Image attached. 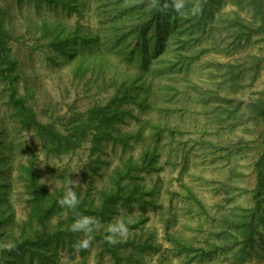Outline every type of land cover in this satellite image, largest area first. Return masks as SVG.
<instances>
[{
	"label": "rangeland",
	"instance_id": "rangeland-1",
	"mask_svg": "<svg viewBox=\"0 0 264 264\" xmlns=\"http://www.w3.org/2000/svg\"><path fill=\"white\" fill-rule=\"evenodd\" d=\"M69 1L0 0L15 62L4 65L13 82L0 74V264H264V0L169 7L158 49L162 0ZM59 31L73 35L66 47ZM15 94L55 140L23 125ZM31 159L57 202L69 189L79 200L43 226L21 177ZM134 181L143 198L115 197ZM82 215L100 225L76 250L83 233L66 230ZM119 222L128 231L109 243ZM58 229L44 256L37 236Z\"/></svg>",
	"mask_w": 264,
	"mask_h": 264
},
{
	"label": "trees",
	"instance_id": "trees-1",
	"mask_svg": "<svg viewBox=\"0 0 264 264\" xmlns=\"http://www.w3.org/2000/svg\"><path fill=\"white\" fill-rule=\"evenodd\" d=\"M48 1H52V0H48ZM60 1L63 2L67 6H69L71 3L69 0H60ZM164 3H165V0H162L161 4L156 7L155 18L153 20V25H152L154 40H155V45H156L155 47L157 49L163 43V33L167 31V28L170 26L169 19L167 17V10L166 11L160 10L163 7ZM169 3H170V0H169ZM1 27L2 26L0 24V58H2L4 62L3 64L0 65V74L2 77L9 79L11 82H13L12 75L7 72V69L4 68V65L10 62L8 67L11 68L15 62L14 60L11 59L10 53L7 51L6 40H5V37L2 36L4 35V32ZM144 33H145L144 30L142 32H139V35H138L139 43L145 44L146 40H145ZM71 35H72L71 32H68L64 34L63 36H61V32L60 31L57 32L55 35V41L53 42L54 45H56L55 44L56 42H59L60 45L66 47L69 44V42L72 41L70 40L72 39ZM82 39L85 42L87 41L88 38L84 37ZM56 47L59 48L60 46L59 47L56 46ZM15 93H16V90H15ZM13 100L15 101V105L17 106V108H19L21 112L23 111L26 115L25 118L22 120L23 125L28 126V127L34 126L36 129H39V130H46L47 134L49 133L50 139L52 141L55 140V137L58 135V133L55 132V130H53L51 126L44 125L38 121L36 113L32 109L27 107L23 97L21 96L16 97V94H15V98H13ZM119 117H120L119 114L116 113L114 116V119L116 118L118 119ZM112 121H113V117L111 116L107 121L102 122L104 124H107L105 129L102 131L104 132L103 135L109 134L110 137L112 136L111 132H108V128L111 127ZM99 128L101 130L104 127L102 128L99 127ZM102 139L104 138L102 137ZM124 139L126 141L128 139H131V135L124 136ZM93 145L95 148L98 147L100 145V141L95 139ZM147 158H148V153H146L145 158L143 160L145 161ZM151 162H149V164ZM129 169L131 168L127 167V170ZM23 172L24 174H22L21 177L25 178L26 180L27 189L30 194L31 203H32L30 217L37 219L43 226V224H45L48 221L52 213L58 210L57 208L58 202L54 198L53 194L49 193L48 188L40 182V177L37 171V165H36L35 160L31 159L29 162V165L23 167ZM145 193H146L145 187L141 185L140 183H136L134 181L132 185L128 188H122L120 184H118L117 190L114 191V194L116 196L115 195L113 196L117 198L121 197L123 200H125V202L129 203L134 198H137V197L143 198ZM114 202L115 200H112L111 204H113ZM104 207H107V205L105 204ZM63 233L64 232L62 230L58 229L57 231L54 232L52 236H50L47 239L40 237V235L37 236L39 237L40 244L43 248L44 256L46 254V251H51V254H53V256L55 257L56 252H57V247L59 246ZM66 233L68 235H73L74 232L70 231V226H69L68 229L66 230ZM24 238H21L23 242L20 244V248H23L24 246H26V242L29 239L26 237Z\"/></svg>",
	"mask_w": 264,
	"mask_h": 264
},
{
	"label": "clouds",
	"instance_id": "clouds-1",
	"mask_svg": "<svg viewBox=\"0 0 264 264\" xmlns=\"http://www.w3.org/2000/svg\"><path fill=\"white\" fill-rule=\"evenodd\" d=\"M158 3V0H152L150 6H155ZM173 8L177 13L183 15L185 9V0H165L161 11H166L168 8ZM199 5H193L190 9L191 15H197L200 12ZM58 204L61 207H75L79 204V200L74 192L71 189L65 194L64 197L58 200ZM100 220L96 217L82 215L78 216L77 219L70 225L71 232H80L83 233V238L76 240L73 243V248L79 250L80 248H88L92 241L94 240L93 231L95 228L99 227ZM128 231L127 225L124 222H119L115 225H112L108 228L109 235L106 237V240L109 243H115V237L124 236Z\"/></svg>",
	"mask_w": 264,
	"mask_h": 264
}]
</instances>
